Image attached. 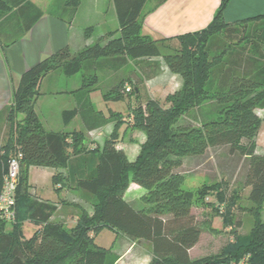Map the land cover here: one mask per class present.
Instances as JSON below:
<instances>
[{
	"label": "trees",
	"instance_id": "trees-1",
	"mask_svg": "<svg viewBox=\"0 0 264 264\" xmlns=\"http://www.w3.org/2000/svg\"><path fill=\"white\" fill-rule=\"evenodd\" d=\"M164 1L158 0L156 6ZM112 2L117 29L75 53L64 46L26 69L9 105L0 114L6 128L5 139L0 141V193L9 160L18 151L22 155L15 189V220L9 223L0 218V264H115L119 258L116 253L93 243L91 236L101 227L133 241L149 242V264H232L243 259L244 264H264V155L255 153V138L264 121L256 113V109H264V14L228 24L223 12L229 0H221L209 24L200 31L175 37L180 48L172 50L164 41L173 38L153 39L142 33L147 0ZM79 3L65 0L61 10L69 12L71 8L73 14ZM50 8L47 10L54 13ZM44 12L46 9L31 0H0V24L6 25L7 38L12 39V30L23 36ZM248 22L255 25L243 33L239 29ZM91 31V26L84 28L85 37ZM238 33L241 37L236 41L233 36ZM98 57L119 58L123 63L161 58L182 80L180 88L165 96V106L151 98L142 103L139 84L155 76L160 68L151 60L144 63L141 75L120 78L102 93L105 99L119 101L127 84L133 87L129 91L135 93L137 104L132 108L131 126L141 131L145 140L132 161L116 148L124 124L120 112H112L108 119L87 101V111L94 113L93 126L115 121L102 145L87 149L83 132L47 131L34 110L41 79L57 69L70 77L83 68L79 90H96L98 75L88 71L97 69L94 60ZM79 110L85 107L63 111L64 123ZM19 115L22 118L17 120ZM81 115L85 118L84 112ZM89 120L90 116L86 117L87 124ZM30 166L67 168L66 177L59 172L53 175V184H62L65 179L89 202L92 213L80 210L71 229L53 221L56 205L33 198L29 192ZM209 169L218 170L221 178H210L205 174ZM238 169L242 171L238 187L249 188L246 198L250 205L246 210L253 218L246 235L237 232L242 224L232 212L240 205H236L235 195L227 197L224 191ZM199 172L204 173L206 182L195 189L186 187L191 185L190 177ZM130 182L145 192L127 201L123 194ZM212 193L216 202L223 204L222 210L211 205L215 215L233 216L228 220L233 241L215 254L191 259L188 251L202 233L192 208ZM24 220L41 223V228L27 239L21 238Z\"/></svg>",
	"mask_w": 264,
	"mask_h": 264
},
{
	"label": "crops",
	"instance_id": "crops-1",
	"mask_svg": "<svg viewBox=\"0 0 264 264\" xmlns=\"http://www.w3.org/2000/svg\"><path fill=\"white\" fill-rule=\"evenodd\" d=\"M31 1L37 4L35 0ZM220 1L221 0H165L160 5L156 6L157 0H154L151 6L145 8L146 2L143 7L142 33L153 39H174L175 37L185 33L200 31L209 24L214 12L219 6ZM95 3V0H80L73 16H71L68 12L65 16H63L61 14L52 13L46 9V12H44V14L36 20V22L23 36H18L12 30L9 31L14 34L12 39L11 37H8L6 42L0 41V114L2 110L9 105L12 91L18 83L21 73L26 69L36 64L45 56L64 46H68L70 51L75 53L82 47L95 42L108 31H114L117 29L118 25L117 27L114 26L113 30L104 28L98 32L99 35L97 36L94 35V33H91L89 37H85L83 27H85L84 25L90 23V18L88 17L86 22L83 24H77L76 18L81 8H84L85 12L88 11L89 13H92V8L94 6L92 7L91 5ZM37 6L39 5L37 4ZM263 14L264 0H229L223 12V18L226 23L233 24L239 20ZM70 17L72 18L69 19ZM141 60L151 61L154 59L143 58ZM159 69L160 72L158 71L155 76L144 79L146 81H144L145 84L149 81H151V84L154 79H158L157 77H160L159 80H154V82H156L153 85L155 87H158V85L165 86L168 85L170 79H173L178 82V86L173 87L172 90H177L180 86L179 79L181 78L178 75L171 73L166 66H160ZM53 72L54 71L49 72L41 79L38 88L39 95L37 96L34 104V110L42 126L47 131L68 132L72 131V123L75 119L80 118V125L82 129L86 131L97 129L103 130L101 134L102 137L98 141L96 140L93 142L85 139L84 145L87 149H93L95 146H101L104 139L112 132L113 122L109 121L103 126H93L95 118L92 117V115L94 113L87 111L86 105L87 101H90L91 105H93L92 96L98 92V89L86 93L79 90L82 84L80 79H77L76 75L68 77L62 73L56 74ZM61 82L64 84L61 85ZM145 90L146 97L148 96V98L152 99L149 95L150 90H148V87H146ZM58 101H61V103H58ZM83 106L85 107L84 111L79 110L74 118H72L67 124L64 123L62 118L63 111L73 109L75 107L80 109ZM47 107L50 110L47 109ZM108 108L110 109V107ZM108 108H106L107 111ZM45 109L46 111H49L48 114L47 112H44ZM51 110H53V112ZM96 110L104 117L107 116V112H105V110ZM82 112H84L85 118H81ZM116 112H120V110H117ZM89 116L90 120L87 124L86 117ZM4 129L5 122L3 117L0 116L1 142L5 139ZM120 130V142L117 143L116 148L123 150L128 160L132 161L137 156L140 145L145 140V136L142 137L140 141L131 138L127 143H124L122 141V134L127 131L129 132L130 130L133 133L136 132V130L131 129L126 124H123ZM255 142V153L264 155V126H262V124L256 135ZM74 162L75 160L73 159L71 164L74 165ZM57 172L66 177L68 170L67 168L55 169L43 166H30L28 177L30 185L29 192L33 198L56 205V211L51 217L53 221H55L57 217L58 222H68L70 224H74L77 219V211L80 206L89 211L91 208L89 206V202H86V200L80 196L77 189L69 186L65 179L62 184H53L52 177ZM205 182L206 180L203 181V183ZM244 190L246 194H248L249 188L245 187ZM128 192L131 194L129 197L126 196ZM128 192L126 190L123 198L127 201H131L141 196L145 190L137 184L131 182L128 187ZM193 210L194 207L192 208V213L194 212ZM263 211L264 204L261 214ZM230 241H233V239ZM144 242L147 245V249L144 252L145 254H149L150 258H152L151 245L147 241ZM198 242L188 251L191 259H194L191 256V251L195 248V246H197ZM118 261L119 258L115 264H118ZM147 263V261H142V264Z\"/></svg>",
	"mask_w": 264,
	"mask_h": 264
},
{
	"label": "rangeland",
	"instance_id": "rangeland-1",
	"mask_svg": "<svg viewBox=\"0 0 264 264\" xmlns=\"http://www.w3.org/2000/svg\"><path fill=\"white\" fill-rule=\"evenodd\" d=\"M35 1L43 9H48L49 7H51L50 8L51 11L57 14H61L63 16H65L67 13L61 10L64 5L65 0H35ZM95 1L96 3L91 5L92 7L94 6L92 8L93 12L92 13H89L88 11L85 12L84 8H81L79 10L80 12L77 15L76 21H77V24H83L84 22H86V19H88L89 17L90 23L87 25H84L85 27L83 28H87L91 26L92 27L91 33H94V35L97 36L99 35L98 32H100L104 28L105 29L107 28L108 30H113L114 26L117 27L118 23H117L116 13H115L112 0H95ZM153 2L154 0H148L145 8H148L149 6H151ZM76 9H73V11H76ZM68 11H69L68 13L71 16L75 14V12L71 14V11H72L71 8L70 10L68 9ZM71 18L72 17H70L69 19ZM254 23L255 22H252V23L248 22L247 24H245L246 26L244 29L241 28L239 30L241 31L243 30V33H246L248 30L250 31L251 29H253V26L255 25ZM5 26L6 25L0 24V41L1 42H6L7 40V37H6L7 33L5 31L6 30ZM7 32H8V29H7ZM233 37H234V40L237 41L238 38L241 37V34L238 33V35H234ZM227 41H230V40L227 39ZM232 41L233 40H231L230 42ZM164 45H166L167 48L169 49L177 50L180 48V41L177 39L176 40L172 39V40L164 41ZM153 59L154 61H157V63H159L160 66H163V67L166 66L161 58L156 57ZM146 61H149V60H141V61L129 60L126 63H123L122 60L119 58H110V59L101 58V57L96 58V60H94L95 63L94 62L93 63L95 66H97V69L94 70V68H92V70L88 71L90 73L94 71L98 75V79H99L98 85H97L98 92L92 96V102L94 105V106L92 105L93 110L96 111L97 113L99 112L96 109L105 110V112H107L106 113L107 116H105V118H108V119H111L110 114L112 112H116L117 110H120V113L123 116L122 119L124 121V124H126L128 127L133 129L131 126L132 125V122H131L132 108H134L135 105L137 104L135 93H130V91L133 90V87L130 84H127V86L130 87V91L124 90L125 95L119 101L105 99L102 93H106L108 89L111 87V85L115 84L116 81L120 78L121 79L124 78L125 80H127L129 76L132 78H135L136 75H141V72L143 70V65ZM94 65H92V67H94ZM82 72H83V68H82V71L75 74L77 79H80V81H81ZM159 72H160V69H159ZM53 73L58 74L62 72L60 69H57ZM157 78L158 79H154V80L160 79V77H157ZM154 80L152 81L151 84H150L151 81L145 84L146 82L145 80H143V82L139 84V88L141 89V92H140L141 102L142 103L145 102V100L148 98V96L146 97V94H145V91H146L145 89L146 87H148V90H150L149 95L152 97V99L158 101L161 106H165L164 98L166 94L172 92L173 87L178 86V82H176V80L170 79V81L168 82V85H165V86L158 85V87H155L153 84L156 81L154 82ZM179 83H180V86H179L180 88L182 85L181 79H179ZM60 84L63 85L64 83L61 82ZM58 103H61V101H58ZM105 106L106 108L110 107V109L108 108V111H107ZM47 109L49 108L47 107ZM51 111L53 112V110ZM44 112L45 113L47 112L48 114L49 111L48 110L46 111L45 109ZM256 113L259 115L260 118H264V109H256ZM21 118L22 116L19 115L17 120H20ZM81 118H82V115H81ZM110 121L113 122V126H114L115 121L114 120H110ZM80 123H81L80 118H76L75 121L72 123L73 125L72 131L83 132L85 134V138L93 142L96 140L98 141L102 137L101 134L103 130L97 129V130L86 131L81 128ZM113 126H112V129H113ZM262 126H264V122H262ZM133 130H136V129H133ZM3 131L5 134L6 128ZM120 131L121 130H119V133ZM124 133L122 134L123 135L122 141L124 143L125 142L127 143L128 140H130L131 138H134L135 140L140 141L142 137H144V134L139 130H136V132H133V133L131 132V130L129 132L127 131ZM214 160L215 158L212 157L213 164H215ZM209 170L210 171L208 172L206 170L205 174L210 176V178H212L213 176H215L216 180L221 178V175H219L218 170L217 171H213L212 169H209ZM241 173L242 171L240 169L236 170V172L234 173V176H232L231 179L228 181V185L226 186V188L224 187V191L226 192L227 197H232L233 195H235L233 197H235L234 199L236 201V205L237 204L240 205L241 208L234 207L232 212L234 213L235 219L238 221H241L240 224H242V226H240L237 229V232L239 233V235H246L253 225V218L250 216V214L246 210L248 205H250L249 200L246 198L247 194L243 187H238L240 186V183H241L239 182ZM203 174L204 173L199 172L198 174H195L194 176L190 177L189 183H191L190 185L191 188L193 189L197 188L199 184H202L203 181L206 180V179H203ZM130 183L128 184L126 188L127 192H128V187ZM186 187H189V186H186ZM126 196L129 197L131 196V194H129L128 192ZM216 200H217L216 195L212 193L208 195L206 201L204 202L199 201L197 204L194 205L193 214L198 218V222L202 229V234H201V237H200V240L197 246H195V248H193L191 251V256L193 258H199L205 255L215 254L219 252L220 249L227 242L233 239L232 232L229 230L231 224L228 222V220L233 219V216L232 214H228V215L216 214L215 215L214 209L211 205H214V207L219 208ZM89 206L91 208L90 211L80 206L77 212L80 213L79 212L80 210H84L90 215L92 213V207L90 204ZM261 219L264 222L263 220L264 211L261 214ZM55 221L58 222L57 217ZM61 223L67 229H71L75 225V223L74 224L73 223L70 224L68 222H64V223L61 222ZM20 226L22 229L21 238L27 239L33 236L35 232L41 228V223L24 220L22 221ZM91 237L93 238V243L96 246H99L106 250L110 249L111 252L116 253V255L119 256L118 264H142V261H147L148 262L147 264H149L151 261L150 255L147 253L145 254L144 252L147 249V245L145 244L144 241H137V240L133 241L127 238L123 234H116L113 230L107 227H101Z\"/></svg>",
	"mask_w": 264,
	"mask_h": 264
},
{
	"label": "built area",
	"instance_id": "built-area-1",
	"mask_svg": "<svg viewBox=\"0 0 264 264\" xmlns=\"http://www.w3.org/2000/svg\"><path fill=\"white\" fill-rule=\"evenodd\" d=\"M125 90L129 91V86H126ZM21 157L22 155L18 151L9 160L8 170L4 177L0 193V218L9 223L15 220V189L18 181L19 161ZM218 206L222 210L223 204H218ZM232 264H244V259Z\"/></svg>",
	"mask_w": 264,
	"mask_h": 264
}]
</instances>
